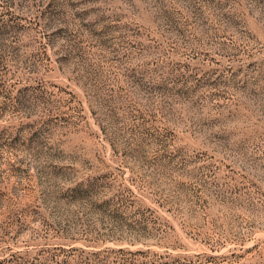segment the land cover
<instances>
[{
	"label": "rangeland",
	"instance_id": "rangeland-1",
	"mask_svg": "<svg viewBox=\"0 0 264 264\" xmlns=\"http://www.w3.org/2000/svg\"><path fill=\"white\" fill-rule=\"evenodd\" d=\"M0 264H264V0H0Z\"/></svg>",
	"mask_w": 264,
	"mask_h": 264
}]
</instances>
